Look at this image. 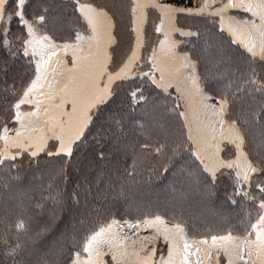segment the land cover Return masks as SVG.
<instances>
[{
    "label": "snow or ice",
    "instance_id": "1",
    "mask_svg": "<svg viewBox=\"0 0 264 264\" xmlns=\"http://www.w3.org/2000/svg\"><path fill=\"white\" fill-rule=\"evenodd\" d=\"M17 61L29 69L19 86L5 79ZM99 128L100 144L133 157L119 187L109 183L112 199L96 206L90 187L50 183L37 204L48 219L35 232L22 216L9 224L0 264H264V0H0V206L42 158L60 161L67 183ZM141 159L154 163L135 181ZM177 159L204 198L230 182L236 223L197 236L175 203L120 210L156 163L168 162L163 178ZM50 234L75 242L51 244Z\"/></svg>",
    "mask_w": 264,
    "mask_h": 264
},
{
    "label": "trees",
    "instance_id": "2",
    "mask_svg": "<svg viewBox=\"0 0 264 264\" xmlns=\"http://www.w3.org/2000/svg\"><path fill=\"white\" fill-rule=\"evenodd\" d=\"M100 3H113L114 0H99ZM36 3V0H33ZM58 4V0H57ZM39 9L37 4L36 10ZM188 23L192 27H202V24L195 20H189ZM124 29V25H121ZM125 36H126V29ZM149 32L151 33V26H149ZM125 40V44H126ZM29 69L23 62L17 61L16 64L10 66L8 69L7 79L9 82L16 79L17 86L20 82L26 78V73ZM239 106L234 109V116L238 115ZM247 113L239 114L240 119L246 118ZM251 134H256L255 129L249 130ZM99 132L96 140L91 138L84 147L80 149L75 156L71 165L67 168V183H63V178L57 176L61 168V162L56 158L51 160L41 159L39 167L29 168L25 165V171L21 173L24 178L20 186L13 187L12 192L4 191L2 194L3 205L0 206V216H3L4 222L0 224V234H4L7 231L9 224H14L18 217H23L26 221H29L32 227V231H37L48 219L50 214L49 210H42L37 207V204L44 203V197L48 195L47 188L51 183L54 186H58L71 194L79 185L81 189L88 186L92 189L95 200L90 203L100 205V202L105 197L108 200L112 199L113 193L107 191L109 183L116 184L117 177H125L124 169L128 168L132 164L133 157L131 156V149L128 154L123 152H117L113 149L112 143L100 144L99 141L104 137L106 132L105 128L94 129V133ZM132 143H135L134 137H129ZM258 140V137H257ZM103 148L105 153V159L100 160L97 158V153ZM92 163L93 166L88 165ZM151 159H141L137 162V172L140 175L135 177V181H141L144 176L147 175V169L153 165ZM168 163L167 160H161L156 163L158 169L157 174L152 176V183L149 184H134L131 191L132 194L128 197L127 201L121 199V211L123 212L126 207L135 215L138 211L143 213L144 207H146L151 201L166 202L169 204L175 203L180 213L182 214V222L186 223L189 230L193 235H203L209 229L215 232H224L229 224L236 223V213L239 209L231 206L227 200V194L231 191L230 182L227 179H222L216 188L215 194L209 199L213 202L215 209L214 213L208 218L199 217L197 214V208L203 204L200 203L204 197L198 192H192V188L183 174L180 172V168L183 166L180 160L172 162L169 168V173L163 178L160 173L163 172V165ZM173 168L175 171H173ZM182 185V186H181ZM181 189L179 198H174L172 195L174 192L171 189ZM181 186V187H180ZM176 190V189H175ZM197 190V189H195ZM207 199V198H205ZM23 201V208L27 211H22L20 207H16L18 201ZM177 200L176 202H174ZM187 200V201H186ZM137 205H143L144 207H137ZM81 206H83V198L81 197ZM131 206V207H129ZM105 207L110 208V205L106 204ZM44 239L48 240L51 244H57L59 246H66L71 248L74 244V240L71 235L65 236L62 239H58L57 235L50 234ZM25 260H28L27 253L24 256ZM35 262V257H32V264Z\"/></svg>",
    "mask_w": 264,
    "mask_h": 264
},
{
    "label": "rangeland",
    "instance_id": "3",
    "mask_svg": "<svg viewBox=\"0 0 264 264\" xmlns=\"http://www.w3.org/2000/svg\"><path fill=\"white\" fill-rule=\"evenodd\" d=\"M88 165L90 166H93L92 163H88ZM182 186V185H181ZM180 186V187H181ZM175 192L174 194L172 195V197L174 198H179V193L178 191L180 192L181 189H178L177 186L175 187ZM172 190V189H171ZM192 192H198V190H195L192 188ZM177 200H175L174 202H176ZM187 201V200H186ZM203 205L199 207V209L197 208V214H199V217H204V218H208L211 214L214 213V209H215V206L213 205V202L209 199H201L200 200Z\"/></svg>",
    "mask_w": 264,
    "mask_h": 264
}]
</instances>
